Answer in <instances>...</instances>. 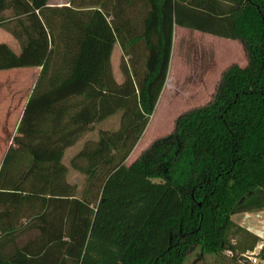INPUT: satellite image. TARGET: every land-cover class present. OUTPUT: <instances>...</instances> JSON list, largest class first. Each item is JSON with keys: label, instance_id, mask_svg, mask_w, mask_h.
Here are the masks:
<instances>
[{"label": "trees", "instance_id": "trees-1", "mask_svg": "<svg viewBox=\"0 0 264 264\" xmlns=\"http://www.w3.org/2000/svg\"><path fill=\"white\" fill-rule=\"evenodd\" d=\"M174 24L239 40L246 62L225 66L210 98L128 163L165 84ZM1 26L21 48L0 41V69L41 68L0 165V264H183L196 246L245 263L260 237L231 214L264 208V0H0ZM115 113L116 127L64 162Z\"/></svg>", "mask_w": 264, "mask_h": 264}, {"label": "rangeland", "instance_id": "rangeland-1", "mask_svg": "<svg viewBox=\"0 0 264 264\" xmlns=\"http://www.w3.org/2000/svg\"><path fill=\"white\" fill-rule=\"evenodd\" d=\"M65 1L67 0H54L55 3H63ZM179 28L182 29L183 27L178 26ZM6 30V27H0V40L8 41L17 49L15 38ZM206 38V40L198 43L196 38L186 40L183 33L175 31L167 84L150 116L145 133L143 132L144 136L136 150L137 152L146 148L156 138L169 133L174 126L175 118L181 112L194 105L202 104L210 98L218 80L216 79L215 82L212 80L213 73L218 69L216 66L209 65L208 57L214 59L215 57H219V54L220 58H223L221 63H227L230 60L241 62L240 54L227 39L222 38L223 40H220L216 36H206ZM121 53L122 50L118 43H116L112 51L111 63L117 80L122 79L119 68ZM241 63L244 64L245 60ZM206 70L207 72H212L210 78L202 77ZM116 117L118 119V113H115L103 122H97L93 130L86 132V137L96 136L99 126L111 127L116 123ZM74 146H78V143ZM74 146L67 148L65 152L63 159L67 163L71 152L74 150ZM132 160L133 157L127 158L126 162L129 163ZM67 177L70 181L76 182L78 187H81L85 180V175L73 168L69 169ZM230 255L231 253L228 250H224L220 254L201 253L199 246H196L188 253L183 264H240L238 260L231 258Z\"/></svg>", "mask_w": 264, "mask_h": 264}, {"label": "crops", "instance_id": "crops-1", "mask_svg": "<svg viewBox=\"0 0 264 264\" xmlns=\"http://www.w3.org/2000/svg\"><path fill=\"white\" fill-rule=\"evenodd\" d=\"M48 3L50 5H61V4H67V1L65 2H59L55 3L54 0H48ZM179 27H183L185 29H178ZM11 36V32L6 30ZM175 31H179L183 33L186 40H190L191 38H196L197 42L200 43L202 40H206V36H216L220 40L222 38L227 39L232 47L236 49V51L241 56V62L245 60L246 62V56L244 54V50L242 48V44L239 40L233 39V38H227L223 36H218L209 32L200 31L197 29L180 26L177 24H174L173 27V36H172V44L175 38ZM199 32V33H198ZM14 37V36H13ZM15 38V37H14ZM16 40V48H14L8 41L6 40H0L6 42L12 50L15 52H18L21 48V45L17 38ZM223 40V39H222ZM118 43V42H117ZM119 45V43H118ZM120 47V45H119ZM215 57L214 59L211 57H208L209 59V65L210 66H216L218 70L213 73V81L215 82L216 79L219 78L221 70L230 64L231 62H238L237 60H230L227 63H221L223 58ZM225 59V58H224ZM233 59V58H230ZM218 60V61H217ZM238 62L239 64L243 65V63ZM245 64V63H244ZM39 65H32V66H17V67H10V68H2L0 69V165L2 163L3 157L10 145H15L13 142V137L17 133V128L19 121L22 117L26 102L29 98V95L32 92V89L34 87L37 75L40 71ZM168 74L165 80V84L162 88V91L160 93V96L162 95L165 86L167 84ZM200 77V75H198ZM212 76V72H207V70L203 73V78H210ZM159 96V98H160ZM158 98V99H159ZM157 105V104H156ZM110 117H107L105 119H109ZM105 119L99 121L103 122ZM116 123L112 125V127H116L118 124V119L116 117ZM97 124V123H96ZM102 127V126H99ZM97 128V130L99 129ZM108 127V126H103ZM110 127V126H109ZM146 130V128H145ZM144 130V133H145ZM144 133L130 152L127 158H136V156L141 152L140 150L137 152L138 145L140 144V141L142 137L144 136ZM95 137V136H94ZM86 132L82 133L78 139L68 147H66L64 151L67 150V148L73 147L75 144L78 143V146H74V150L71 152L69 159L74 155V153L79 149L82 142L85 140ZM63 155V158H64ZM134 155V156H133ZM126 158V159H127ZM64 160V159H63ZM67 163L66 161H64ZM69 162V160H68ZM231 218L233 221L238 223L239 225L247 228L248 230L256 233L260 239L258 240L256 246L253 249H259L261 246L264 245V208L259 210H251V211H237L231 214ZM0 239L5 241L4 235H0Z\"/></svg>", "mask_w": 264, "mask_h": 264}, {"label": "built area", "instance_id": "built-area-1", "mask_svg": "<svg viewBox=\"0 0 264 264\" xmlns=\"http://www.w3.org/2000/svg\"><path fill=\"white\" fill-rule=\"evenodd\" d=\"M259 250L260 248L242 252L240 257H244V259L241 258L245 261L244 264H264V258L258 254Z\"/></svg>", "mask_w": 264, "mask_h": 264}, {"label": "water", "instance_id": "water-1", "mask_svg": "<svg viewBox=\"0 0 264 264\" xmlns=\"http://www.w3.org/2000/svg\"><path fill=\"white\" fill-rule=\"evenodd\" d=\"M242 259H244V257H241Z\"/></svg>", "mask_w": 264, "mask_h": 264}]
</instances>
